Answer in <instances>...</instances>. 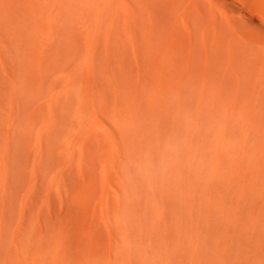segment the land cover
I'll return each mask as SVG.
<instances>
[{
	"label": "bare ground",
	"instance_id": "bare-ground-1",
	"mask_svg": "<svg viewBox=\"0 0 264 264\" xmlns=\"http://www.w3.org/2000/svg\"><path fill=\"white\" fill-rule=\"evenodd\" d=\"M202 3L0 0V191L18 134L37 173L66 115L69 166H87L101 143L104 177L117 181L101 198L109 238L101 227L85 242L73 210L46 231L24 211L5 251L4 207L0 264H264V22L232 0H210L209 13ZM27 96L46 112L27 118ZM51 185L66 188L64 168Z\"/></svg>",
	"mask_w": 264,
	"mask_h": 264
},
{
	"label": "rangeland",
	"instance_id": "rangeland-1",
	"mask_svg": "<svg viewBox=\"0 0 264 264\" xmlns=\"http://www.w3.org/2000/svg\"><path fill=\"white\" fill-rule=\"evenodd\" d=\"M232 1L237 2L238 6L240 7L241 11L239 15L253 16L257 19L258 22H264V15L256 8V3L254 2V0ZM189 3H191V0H183V9H185ZM209 4L210 0H203L202 5H204V8L206 7V13H209L208 8L211 7V4ZM184 18V15H171V23L173 27L176 26L183 33L187 34L186 31L188 29V26ZM209 23H211V15H208V18H206V22L204 24L207 25ZM9 70L11 71V69ZM22 72L26 79L27 77L30 78L26 67H23ZM9 83L10 81L8 74L0 63V92L2 93L3 99L1 103L8 102L10 94ZM23 104L25 106L24 114L25 116H27V118L30 116V114L32 115L36 109H39L40 111L45 110V108L40 104L39 101L37 102L30 96H27L26 99H24ZM44 112L46 111H43V113ZM70 125V117L68 115L64 116V120L63 122H61V125L57 132L59 134V139L55 138L52 144H48L46 146L43 165L41 170L37 173H35L33 170V162L35 160L33 144H31V142L29 141L28 136L22 133L18 134L19 144L18 146L17 143L15 144L9 157L10 166H8V169L10 167L11 172L8 170L7 173L9 172V174L7 175L9 178L7 179V175L5 178V180H8L9 182L5 181V188L0 191V218L2 210L4 209V207L6 208L8 206V209L11 212L10 216L13 221L12 230L8 237L9 243L7 244V247L5 246V251L10 249L11 245H13V231L20 230L21 227L22 229H24L23 225L20 224V221L29 217L30 214H34L38 229L41 231H46L48 228L47 226L51 225V222H53L52 224H54V221L56 223V220L58 218L59 220H61L64 219V217H68L66 215L68 213L70 214L72 212L71 210H73V215L75 217L73 216L72 218V225L76 222L77 224L75 223V226H86V228L82 227L84 228V231L82 230V239L85 242L89 241L90 239L91 234H89L88 231H94L93 229H100L101 227V230L107 235V238H109V227L103 213L101 198L106 192L105 180L108 185H117L116 178L114 177V175H107L106 179L104 177L103 155L99 154L98 152L101 143H98L94 146V149L90 154V160L88 161L87 166H81L78 163L73 166H69L67 153H65V151L64 154L62 153L65 142L63 144L61 138L63 136L65 138ZM6 131L7 125L0 124V133L3 136H6ZM0 145L2 148V143H0ZM14 154H16V156L19 158L20 162L18 161V158H16V156L14 158ZM14 159L17 161H15ZM63 168L64 174L67 178L68 187L66 186L67 189L63 188L62 191H59L58 188H52L51 180L54 174ZM2 182L3 180L2 178H0V187L2 185ZM89 194H92L93 198L92 202L90 201L91 204L87 203L90 204L87 205L85 204V200L89 197ZM113 194L114 192L111 188V191H109L108 193L109 197H111V200L114 198ZM24 211V218L22 219L21 217ZM94 226L96 227L93 228ZM78 232H81V230H78ZM88 234L89 237L87 238L89 239L86 238Z\"/></svg>",
	"mask_w": 264,
	"mask_h": 264
}]
</instances>
